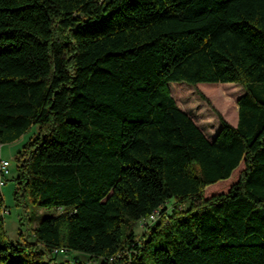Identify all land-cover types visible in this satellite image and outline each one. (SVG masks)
I'll list each match as a JSON object with an SVG mask.
<instances>
[{"label": "trees", "instance_id": "trees-1", "mask_svg": "<svg viewBox=\"0 0 264 264\" xmlns=\"http://www.w3.org/2000/svg\"><path fill=\"white\" fill-rule=\"evenodd\" d=\"M170 82L241 85L211 94L235 124ZM34 126L6 183L61 210L9 240L0 187V264H264V0H0V145Z\"/></svg>", "mask_w": 264, "mask_h": 264}, {"label": "rangeland", "instance_id": "rangeland-1", "mask_svg": "<svg viewBox=\"0 0 264 264\" xmlns=\"http://www.w3.org/2000/svg\"><path fill=\"white\" fill-rule=\"evenodd\" d=\"M177 85L183 84L187 87V95L176 100L178 107L181 108L188 116L194 121V123L200 128L204 133L205 137L211 139L213 135L217 132L220 127L219 120L217 118V113L220 117L230 124H235L237 119V113L235 115H230L225 113L220 109L217 101L212 97V93L221 89L219 84H231L237 86L235 92L237 93L236 98L242 94L243 88L241 85L236 83H197L190 86L182 82H170ZM169 88V86H168ZM201 94L203 98L199 97ZM236 104V102H235ZM237 107V105H236ZM36 126H34L31 132L25 134L17 141L12 143H5L0 147V157L11 161L12 165L10 168V178L15 175V164L13 157L18 149L27 141L29 136L36 131ZM221 185H217L218 188ZM15 182L13 180L7 181L5 185L2 186L1 191L3 194L4 204L6 206L4 212V228L7 234V238L12 241H17L22 239L32 240V229L36 227L40 220L47 213H57L61 208H55L52 210H45L37 204L31 201H26V204H17L14 198ZM226 190V187L220 189ZM206 196V194L204 193ZM173 206V201L171 199L166 200V202L152 215L153 218L147 217L142 218L139 221L132 224V230L139 238L145 231L148 225H151L156 220L159 215V210L165 208L169 211ZM151 216V217H152ZM21 233L23 235H21ZM58 261L77 259L85 264H92L89 258L83 254L77 252H67L65 254L57 255ZM96 264V263H95Z\"/></svg>", "mask_w": 264, "mask_h": 264}, {"label": "built area", "instance_id": "built-area-1", "mask_svg": "<svg viewBox=\"0 0 264 264\" xmlns=\"http://www.w3.org/2000/svg\"><path fill=\"white\" fill-rule=\"evenodd\" d=\"M11 161L1 158L0 157V184H6V179L9 177L10 175V168H11ZM154 216L150 217L153 218ZM158 217V216H157ZM69 252L68 250H66L65 248H61V249H53L52 253L54 255H58V254H65ZM112 259H109L108 261H111Z\"/></svg>", "mask_w": 264, "mask_h": 264}, {"label": "bare ground", "instance_id": "bare-ground-1", "mask_svg": "<svg viewBox=\"0 0 264 264\" xmlns=\"http://www.w3.org/2000/svg\"><path fill=\"white\" fill-rule=\"evenodd\" d=\"M4 184H0V187H2ZM4 212H6V210L4 211ZM57 249V248H56ZM59 249V248H58Z\"/></svg>", "mask_w": 264, "mask_h": 264}, {"label": "crops", "instance_id": "crops-1", "mask_svg": "<svg viewBox=\"0 0 264 264\" xmlns=\"http://www.w3.org/2000/svg\"><path fill=\"white\" fill-rule=\"evenodd\" d=\"M4 144L0 145V147H2ZM19 150V149H18ZM20 241V240H19Z\"/></svg>", "mask_w": 264, "mask_h": 264}]
</instances>
